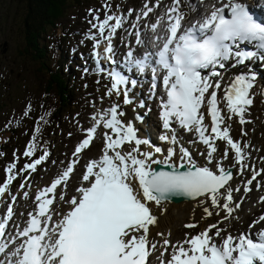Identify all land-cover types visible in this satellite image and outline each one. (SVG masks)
<instances>
[{"label": "snow or ice", "instance_id": "1", "mask_svg": "<svg viewBox=\"0 0 264 264\" xmlns=\"http://www.w3.org/2000/svg\"><path fill=\"white\" fill-rule=\"evenodd\" d=\"M182 2L190 11H197L200 0L196 4L191 0H173L166 21L161 18L163 27L152 26L153 32L158 28L160 32L150 47L145 45L147 50L142 58H135L130 50L126 59L140 73L151 70V93L155 95L158 87L163 91L159 113L163 128L170 129L175 121L185 131L194 133L193 142L204 146L200 155L206 165L194 163L191 152L182 145L178 157L175 147H170L163 158L157 157L162 152L160 147L142 151L141 145H149V141L138 137L133 123L121 119L125 115L121 104L113 103L93 115L95 124L85 130V138L73 153L78 157L90 147L98 128L105 129L102 155L91 159L82 175L88 186L77 188L78 198L74 196L66 201L63 194L59 195L58 199L69 205L66 212L52 208L57 200V188L66 186L79 163L78 159L71 160L62 175L35 196L36 209L28 213L25 227L17 226L16 239L20 243L11 252L7 264H151L150 257L157 251L159 264H264V228L238 236L231 233L222 236L225 229L211 224L195 235L185 234L176 243L165 238L158 247V242L149 240L150 226L157 223L150 207L152 203L159 207L174 197L200 204L210 202L211 209L223 211L224 219H228L234 211L233 192L240 191L230 183L234 179L233 169L240 176L251 172L245 192L251 191L248 186L264 172L248 164L250 143L231 135L234 119L241 126L250 123L246 114L254 102L255 74H236L226 80L221 71L229 61L233 62L231 67H237L256 58L264 60V22L242 0H216L209 12L186 22ZM258 6L264 12L259 0ZM151 11L148 8L144 15ZM93 19L96 23L92 27L97 33L90 39L94 41L92 55L96 59V71H107L111 82L105 95L109 98L115 95L117 99L123 96V105H130L133 100L129 84L134 87L137 81L115 69L107 70L100 63L101 60L115 63L112 41L123 25V18L106 15L103 20L99 16ZM136 43L145 44L139 33ZM101 44L106 45L102 53ZM206 118L210 119V125L205 123ZM35 131L39 133V127ZM241 133L247 135L243 127ZM162 139L176 144L175 136L165 135ZM125 145L129 146L127 150ZM36 149L33 136L23 155L33 157ZM47 156L45 151L25 164L22 171H35ZM15 168V163L6 168L0 197L16 179ZM203 211L202 219L214 214L209 207ZM12 216L13 208L9 205L6 215L0 218V254L6 253L9 246L3 238ZM54 216L59 219L54 220ZM262 221L264 216L250 225V229ZM197 226L185 225L189 229Z\"/></svg>", "mask_w": 264, "mask_h": 264}, {"label": "rangeland", "instance_id": "2", "mask_svg": "<svg viewBox=\"0 0 264 264\" xmlns=\"http://www.w3.org/2000/svg\"><path fill=\"white\" fill-rule=\"evenodd\" d=\"M147 1L68 0L67 9L57 21V24L54 27L50 26L44 31L42 30V33L36 38L35 42L41 56L38 57V62H35L34 55L30 52V49L34 51L35 49L32 45L30 47L29 42L25 38L26 3L24 0H0V182L6 180L5 170L9 165L16 164L13 172L17 174V178L19 174L23 173V163H31L45 151L51 157L50 165L53 166L56 162V166L59 165L57 167L53 166L51 172L56 173L58 170L60 172L64 168L68 158L66 154L67 152L71 153L75 142L69 136L74 132L81 131L79 121L85 118L83 111L89 107L92 98H95V102L98 103L100 99L97 93L104 90L102 88L104 79H89L83 66L79 69L76 65L74 66V58L79 56L80 53H85L91 44L87 38L88 43L82 38L88 33H97V29L92 27V24L96 23L93 19L94 16H101L100 20H103L106 15L123 17L130 13L133 14V11L137 8V11H139L137 18L141 19V12L146 10L143 7ZM106 5L107 7H105ZM128 28H131V20H129ZM80 33H82V36H80ZM127 34L129 35L130 31ZM5 42L7 43L6 47L3 46ZM5 49L6 52L4 53ZM65 51L66 53L64 54ZM71 51L76 54L71 56ZM63 59L66 64L65 66H60L59 61ZM43 69L47 71L48 75L49 73L60 75L64 71L70 72L68 81L71 89L63 86L64 92L62 91L59 97L54 98V100H62L64 103L68 100L67 106L66 104L64 106L56 105L53 98L52 100L50 99L54 103V109L56 108L57 117L61 118V121L57 123L50 119V109L52 110V107L48 106L49 95L44 99L48 86V75ZM87 80H89V85H87ZM60 86L62 85L60 84ZM259 94L261 97L264 96V87H261ZM63 95L66 96L63 98L61 97ZM103 100H105L104 97ZM76 116H80V120H77ZM131 118L136 122L132 113ZM137 126L141 129L143 125L136 123ZM37 127L40 129L39 133L35 131ZM242 127L248 131V136H241ZM250 128V124L247 123L241 126L234 119L232 121L231 134L233 137L234 135L237 136L242 142L250 143L251 147H253L251 156L255 159V162L253 160L256 165L255 169L260 171L262 168L264 169V159H262L264 158V119L259 120L254 125V129H258L256 136L250 135ZM33 136L36 137V152L33 157H25L23 153L27 145L32 141ZM3 147L6 148L2 152L1 149ZM99 150L100 148H93L87 157L90 158L91 154L97 156L95 151L99 152ZM61 158L66 159L63 165L62 160L64 159ZM41 165L44 166V163L42 162ZM47 169L48 167L40 169L39 174L46 172ZM29 171L34 174L33 171ZM58 174L50 173L45 182H48ZM260 179L263 182V185H260V194L264 195V173ZM254 192V194L248 195L247 199H245L246 204H244L242 210L238 211L236 209L237 211H235L234 209L233 214H241L244 208H252L247 201L257 196V192ZM210 210L214 214L208 222H204V219H202L205 215L204 213L197 217L196 220L200 223L197 229L204 228L207 224L215 223L219 218H222V213L219 215L215 214L218 210L211 209V207ZM202 212L203 210H199L196 213ZM194 213L193 211L186 213L187 218L183 215L179 217L181 220H178V230L176 232L172 231L170 234L173 241L181 237L184 231L182 226L184 227L185 222L189 220V215ZM248 218V220L240 217L238 219L232 217L231 219L236 224H240L243 221H250V216ZM196 220L194 219V221Z\"/></svg>", "mask_w": 264, "mask_h": 264}, {"label": "bare ground", "instance_id": "3", "mask_svg": "<svg viewBox=\"0 0 264 264\" xmlns=\"http://www.w3.org/2000/svg\"><path fill=\"white\" fill-rule=\"evenodd\" d=\"M213 2H214V0H211L210 1V5ZM191 3L196 4L197 1H191ZM207 7H208V4L202 5L201 3H199L198 7H197V13L203 11V9L207 8ZM201 15L202 14H200V16ZM132 17H133V14L130 15L129 17H125L124 18L123 25L117 31L115 36L123 38L129 32L130 28H128V24H129V20L132 19ZM119 40L117 39V43L115 45H113L114 46V51H117V54L114 53V55H119L120 54V49H117V46L120 44ZM126 44H127V47L123 46L122 50L125 49V48H129V50H137V51H139L142 48V46L141 45H137V43H133V42H128L127 43L125 41H122V45H126ZM142 45H143V48H144L145 44H142ZM102 48L99 50L101 53H102ZM143 48H142V50H143ZM261 65H262V67H264L262 63H261ZM259 67H260V65L256 66L255 64H251V66H250V68H255L254 72H255L256 79L254 81V85L255 86L252 89L254 102H253L252 106L250 107L248 113L246 114V119L248 121H250V123H248V124L251 125L249 133H250V135H254V136H256L257 133H258V129H254V125L259 120L264 119V96L261 97L260 94H259V90L261 89V87H264V73H260L259 72L260 71L259 69H262V68H259ZM223 72L225 74V79L226 80H230L234 75L237 74L236 71L232 70V69H225ZM255 87H256V89H255ZM132 94L135 95L134 92H132ZM112 97H116V96L113 95ZM119 100L123 101V96L119 97ZM121 106H122V110L125 113V115L123 117H121V119L123 120V118H127L129 116V118H127L126 123L129 122V121L132 122L134 127L137 129L138 137L141 138V139L149 141V145H141V150L142 151H154L155 147H160L162 149V152L157 154V157L158 158H163V156H165L167 154V150L170 147H175L176 151H177V157L179 156V148L176 147L175 145L169 143L167 145L168 149H164V147H162L161 142H156V140H154V138L151 136V134L149 132V127L150 126H149V121H147V118L144 117L143 122L141 123V125H143L144 127L142 126L141 129H139L138 126L136 127V123L137 122H134L132 120L131 113L128 112V109H127L126 105L121 104ZM137 124L139 125V123H137ZM244 131L248 132L246 130H244ZM165 135H167L169 137L174 136L172 134L162 133L161 137H163ZM246 136H248V134ZM183 137L186 139L185 141L190 140V143H191V145L194 148V152L192 153L193 162L196 163L199 166L206 165L207 162H206L205 158L202 155H200V153L202 151H204V146L202 144L193 142L195 140V134L194 133H190V135H183ZM233 138L234 139H239L235 135H234ZM177 142H178V140H176V143ZM222 148H223V144H221V149ZM90 149L91 148H89V151H90ZM248 151L252 154L253 153V147H250L248 149ZM177 157H174L173 159H177ZM253 160L255 162L254 157H252L250 155V158L248 160V164L250 166L256 167V165L253 163ZM225 163H228V162H225ZM57 166H59V165H57ZM208 166L211 167V165H208ZM56 167H55V169H57ZM50 172H51V169H50ZM249 173H251V172L250 171H246L243 176H240V175L236 174V170L234 169V179L232 180L231 185H232L233 188H237L238 187L240 189V191H234L233 192L234 203L239 204V207H235V205H234L235 211H237V210L241 211L242 207L244 206V204H246L245 203V199H247L248 194H245V192H244V187H245L244 184L248 180ZM77 176H78V174H76L74 176L72 183L73 184H78L79 186H83L84 182ZM8 190H9V188H8ZM8 190L5 192L4 196L7 195ZM36 192H39L38 188L36 189ZM250 193H252V192H250ZM201 199H203V198H201ZM0 201H2V199H0ZM20 203L23 204L22 201H20ZM17 206H19V203L17 204ZM150 207L152 208V211H153L154 215L157 216V223L154 226L151 227V232L155 233L156 231H158V232H162L164 235H170L172 231L176 232L178 230L177 226H179V221H178L180 219L179 217H181L182 215L186 217V215H187L186 213H188L190 211H193V212L196 213L199 210H203L204 207H209L210 208L211 206H210V202L209 203H205V204H200L198 201L195 200V201L186 202V203H179V204L171 203V202H164L159 207H157L154 203H152L150 205ZM53 209L56 212L62 211L64 209V202L58 201V203L54 206ZM216 210H219V209H216ZM16 212H17V209L14 211V215L16 214ZM0 215H1V213H0ZM56 217L57 216H54L53 219L56 220Z\"/></svg>", "mask_w": 264, "mask_h": 264}, {"label": "trees", "instance_id": "4", "mask_svg": "<svg viewBox=\"0 0 264 264\" xmlns=\"http://www.w3.org/2000/svg\"><path fill=\"white\" fill-rule=\"evenodd\" d=\"M24 2L27 6L24 19L25 38L29 42L30 47H34L35 51L30 49V52L34 55V60L38 62V57L41 54L35 42L36 38L42 33V30L44 31L48 27H54L57 24V21L67 9L68 0H24ZM54 86H56L60 94L63 82L59 75H54L53 77L49 75L47 89L52 91ZM65 96L61 97L64 98Z\"/></svg>", "mask_w": 264, "mask_h": 264}, {"label": "water", "instance_id": "5", "mask_svg": "<svg viewBox=\"0 0 264 264\" xmlns=\"http://www.w3.org/2000/svg\"><path fill=\"white\" fill-rule=\"evenodd\" d=\"M3 45H4V47H6L7 43L5 42ZM5 52H6V49L4 50V53ZM191 201H195V200H190V199H186V198H182V197H174V198H171L170 200L165 201V202H171V203L179 204V203H182V202H191Z\"/></svg>", "mask_w": 264, "mask_h": 264}]
</instances>
